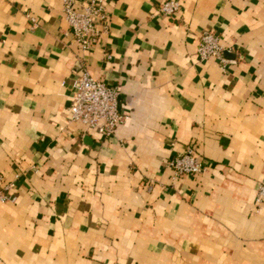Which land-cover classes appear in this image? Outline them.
Listing matches in <instances>:
<instances>
[{
  "label": "crops",
  "instance_id": "1",
  "mask_svg": "<svg viewBox=\"0 0 264 264\" xmlns=\"http://www.w3.org/2000/svg\"><path fill=\"white\" fill-rule=\"evenodd\" d=\"M104 1L82 51L63 0H0V264H264V0ZM84 67L120 89L111 137L67 122ZM189 145L206 170L175 179Z\"/></svg>",
  "mask_w": 264,
  "mask_h": 264
},
{
  "label": "built area",
  "instance_id": "2",
  "mask_svg": "<svg viewBox=\"0 0 264 264\" xmlns=\"http://www.w3.org/2000/svg\"><path fill=\"white\" fill-rule=\"evenodd\" d=\"M63 1L64 16L74 43L82 51L90 50L110 28V15L105 1L91 0L83 10L76 7L74 0ZM159 8L166 16H172L180 9V0H165ZM197 49L202 60L218 58L225 63L228 60L224 52L232 48L224 46L219 35L206 32L201 36ZM119 95V87L107 85L84 67L74 85L67 122L81 124L87 133L107 138L113 136L124 119L119 111ZM169 166L175 179L184 175H198L206 170L204 160L194 145H189L184 152L171 159ZM12 187L13 183L0 174L1 202L16 201ZM256 195V203L261 204L264 201V180L258 185Z\"/></svg>",
  "mask_w": 264,
  "mask_h": 264
}]
</instances>
